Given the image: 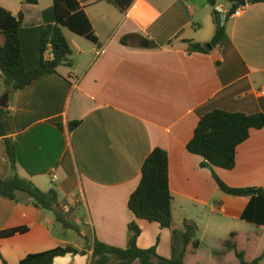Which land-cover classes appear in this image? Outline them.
Returning <instances> with one entry per match:
<instances>
[{
  "label": "crops",
  "instance_id": "obj_1",
  "mask_svg": "<svg viewBox=\"0 0 264 264\" xmlns=\"http://www.w3.org/2000/svg\"><path fill=\"white\" fill-rule=\"evenodd\" d=\"M78 1L99 44L74 56L78 40H70L63 28L71 64L18 92L5 118L19 176L44 192L57 190L59 210L77 229L65 227L25 194L18 193L16 201L0 195V231L28 229L0 238V264H20L29 254L68 246L87 254L58 257L54 264H90V241L125 249L133 222L141 229L138 246H156L164 258L179 257L188 223L200 247L186 264H237L230 235L262 240L264 226L243 219L250 199L223 193L212 170L202 167L204 159L187 145L201 118L215 109L264 114V1L242 0L246 5L239 7L240 0H218L227 32L207 53H191L186 41L207 48L213 39L216 23L208 0H134L125 11L108 0ZM0 7L23 13V57L28 69L38 67L42 37L47 34L49 57L59 27L54 0L36 5L0 0ZM234 7L243 9L241 15L235 11L227 19ZM4 43L0 33V47ZM97 48L106 53L95 60ZM2 88L0 78V94ZM73 121L81 124L71 130ZM156 148L169 156L170 229L138 219L128 207L144 161ZM214 171L230 187L264 189V128L251 130L238 147L233 170ZM12 175L0 137V178Z\"/></svg>",
  "mask_w": 264,
  "mask_h": 264
},
{
  "label": "trees",
  "instance_id": "obj_2",
  "mask_svg": "<svg viewBox=\"0 0 264 264\" xmlns=\"http://www.w3.org/2000/svg\"><path fill=\"white\" fill-rule=\"evenodd\" d=\"M28 4L36 5L38 0H25ZM121 11H125L134 0H108ZM218 0H208L213 8L216 31L213 39L208 43L207 48L201 44L186 41L189 51L207 53L209 50L220 45L226 36V25L219 21L217 11ZM257 2L264 0H255ZM54 9L58 29L51 44V56H46L48 51L47 34L42 37L41 61L38 67L28 69L25 64L21 49L20 32L24 27L23 13L17 16L0 7V33L5 38V43L0 47V78L3 88L0 94V137L4 139L8 160L13 175L8 179L0 178V195L16 201L17 194L22 193L31 198L34 204L46 211L55 213L58 222L65 227L72 226L63 214L58 210L61 206L60 193L51 189L47 192L40 190L31 181L23 179L17 172L16 149L11 139L5 118L11 115L10 104L14 96L23 91L31 83L46 75L57 73V70L65 65L71 64L70 56L72 49L66 38L63 28L73 34L82 37L89 42L99 44L91 22L82 9L78 0H54ZM236 11L234 7L227 19ZM122 43L128 45V38ZM150 47H156L153 42ZM12 93L13 97L8 102V107H1L2 101L7 94ZM81 122H70V129L73 130ZM264 128V114L258 113L247 115L244 113H230L215 109L204 115L194 136L187 145V150L204 159L202 167L210 168L219 189L233 197H247L250 199L246 207L243 219L257 226H264V189L261 188H234L221 180L214 171V167L233 170L236 167V155L238 147L250 137L253 129ZM173 197L170 190L169 179V156L162 148H156L144 161L142 177L138 188L131 195L128 203L130 211L138 218L149 222H155L162 229H170L173 225ZM184 248L176 259H167L160 256L157 247L142 249L138 246V238L141 234L139 226L133 222L129 224V241L125 249L113 247L95 239L90 241L89 250H92L90 264H186V258L199 249L200 242L191 237L192 226L185 223ZM27 228H14L0 231V238L12 237L18 233H26ZM230 242L234 249L237 264H259L264 260V251L261 255L249 260L247 250L253 244L259 245L261 238L252 237L250 234L232 233ZM263 250V249H262ZM68 254L86 255V250H79L73 246L60 247L42 253L27 255L20 264H54L55 259ZM3 264H8L3 260Z\"/></svg>",
  "mask_w": 264,
  "mask_h": 264
},
{
  "label": "rangeland",
  "instance_id": "obj_3",
  "mask_svg": "<svg viewBox=\"0 0 264 264\" xmlns=\"http://www.w3.org/2000/svg\"><path fill=\"white\" fill-rule=\"evenodd\" d=\"M65 34L67 35V37L71 40L76 38L78 40V44L75 45V47L73 48V55L77 56L79 49L81 51H91L93 49V47H95V45H93V43L89 42L86 39L80 38L78 36H76L75 34H73L72 32H70L69 30L65 29ZM96 59L97 60L99 57L103 56L106 53V49H98L96 50ZM99 52V53H98ZM78 63V62H77ZM81 75V73L79 74ZM58 185V184H57ZM59 210V209H58ZM63 216L66 218L65 214L59 210ZM208 211V210H207ZM177 236V235H176ZM263 249V250H262ZM264 251V236H262V240L260 242V244L257 246H254L253 244L248 248L247 250V258L249 260L255 258L256 256H259L263 253ZM264 262V261H263Z\"/></svg>",
  "mask_w": 264,
  "mask_h": 264
},
{
  "label": "water",
  "instance_id": "obj_4",
  "mask_svg": "<svg viewBox=\"0 0 264 264\" xmlns=\"http://www.w3.org/2000/svg\"><path fill=\"white\" fill-rule=\"evenodd\" d=\"M246 5V2L240 0L239 3H238V6L241 7V6H245ZM13 97V94L12 93H9L7 94V96L5 97V99L2 101V104H1V107L3 108H7L8 107V102L10 101V99Z\"/></svg>",
  "mask_w": 264,
  "mask_h": 264
},
{
  "label": "built area",
  "instance_id": "obj_5",
  "mask_svg": "<svg viewBox=\"0 0 264 264\" xmlns=\"http://www.w3.org/2000/svg\"><path fill=\"white\" fill-rule=\"evenodd\" d=\"M242 11H243V9H242V8H241V9H239V10H237V11H236V13H235L236 17L240 16V15H241V13H242ZM53 180H54V181H56V180H57V177H56V176H54V177H53Z\"/></svg>",
  "mask_w": 264,
  "mask_h": 264
}]
</instances>
